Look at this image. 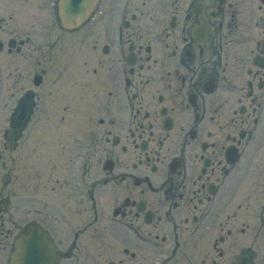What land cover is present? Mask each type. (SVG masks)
<instances>
[{"label": "flooded vegetation", "instance_id": "flooded-vegetation-1", "mask_svg": "<svg viewBox=\"0 0 264 264\" xmlns=\"http://www.w3.org/2000/svg\"><path fill=\"white\" fill-rule=\"evenodd\" d=\"M60 2L0 0V57H33L38 81L0 65L2 136L29 135L37 112L33 124L59 115L82 134L89 168L95 159L74 214L69 194L35 202L59 259L83 263L84 249L96 264H264V0H68L90 9L73 28L60 26ZM59 55L66 65L47 75ZM11 191L0 194V264L12 201L26 207Z\"/></svg>", "mask_w": 264, "mask_h": 264}, {"label": "rangeland", "instance_id": "rangeland-1", "mask_svg": "<svg viewBox=\"0 0 264 264\" xmlns=\"http://www.w3.org/2000/svg\"><path fill=\"white\" fill-rule=\"evenodd\" d=\"M0 65H11V66L18 65L22 67L23 76L25 78L26 85L28 87L32 86L29 83V79L30 77H32V70L34 69L35 66V59L33 57H14V58L0 57ZM56 68L57 67L55 66L54 63H47V74L51 75L53 73L54 75ZM40 90L41 93L46 96L47 100L50 101L52 99L49 96L51 91H49V95H47L48 89H46V87L40 88ZM35 91L39 92L38 89ZM5 108L6 107H4L3 105H0V123L4 120ZM73 121L74 123L80 124V122L74 118ZM58 125L60 126H58L56 130L54 126H51L50 128H46L47 131L46 130L40 131L41 135L36 137L33 136L35 135V131L43 128H41L42 125L39 124L37 125L38 126L37 129L35 124L34 127H31V129L34 131L33 134L31 136L21 139L18 148L16 150L17 154L19 155V159L17 160L15 165L16 168L14 174H16V176L14 177L17 178L18 167L20 168L23 167L22 164L24 162L31 163V165L39 166L38 168L39 171H37V175H34L33 172L31 174V178L33 177L32 182L39 183L40 185L38 186V189H36V191H33L32 189V192L29 194L30 197L28 199V202L30 203L31 206H33V202L35 203L36 201L41 202L42 206H46V207L52 204L55 205V204H60L62 202L64 203L65 202L64 198L66 193L64 192L63 184L65 182L64 179H66V174L69 175V177L74 178V175L75 177H77L76 172L78 171L73 167V164L70 165L71 162L69 160V151H73L72 146L73 143L79 138L77 136L78 134L66 131L71 129L69 124L68 126H66V122L59 123ZM93 161H95V159ZM12 185L13 187L10 189L12 190L11 193L18 194L19 193L18 189L22 191L21 190L22 185H19L20 186V187L18 186L19 188H17V186L14 184ZM29 187L31 188L32 185H30ZM7 191L8 188H4L3 193H6ZM25 200L27 202V198ZM12 207L13 209L11 210L10 214L16 222L18 223H21L22 221L28 222L30 220V217L20 216L19 214L16 213V209L14 208L19 209L20 207L19 201H15V202L12 201L11 208ZM76 209H77V205L74 204V199H73L71 205L67 210L69 213L72 212V214H74V212L77 211ZM72 219L75 220L76 218L72 217ZM10 227H12V225H10ZM65 233L66 231L64 233H58L57 235L66 236ZM84 253H85L84 250L81 253L76 252L78 262H83V263H77L75 260L65 261L64 259H62L60 264H70L72 262L76 264H96L93 263V259L89 254L85 255ZM83 257L87 258L90 262L85 261Z\"/></svg>", "mask_w": 264, "mask_h": 264}, {"label": "water", "instance_id": "water-1", "mask_svg": "<svg viewBox=\"0 0 264 264\" xmlns=\"http://www.w3.org/2000/svg\"><path fill=\"white\" fill-rule=\"evenodd\" d=\"M55 252L46 235L32 227L17 239L10 264H55ZM240 261L239 264H244Z\"/></svg>", "mask_w": 264, "mask_h": 264}]
</instances>
